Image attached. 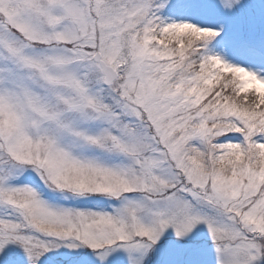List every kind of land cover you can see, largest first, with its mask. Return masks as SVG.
I'll return each instance as SVG.
<instances>
[{"label":"rangeland","instance_id":"1","mask_svg":"<svg viewBox=\"0 0 264 264\" xmlns=\"http://www.w3.org/2000/svg\"><path fill=\"white\" fill-rule=\"evenodd\" d=\"M0 264H264V0H0Z\"/></svg>","mask_w":264,"mask_h":264},{"label":"water","instance_id":"2","mask_svg":"<svg viewBox=\"0 0 264 264\" xmlns=\"http://www.w3.org/2000/svg\"><path fill=\"white\" fill-rule=\"evenodd\" d=\"M93 60L97 62L101 68V71L104 75V84L107 86L111 85L114 82V80H116L117 78V72L101 59L99 52H96L93 55Z\"/></svg>","mask_w":264,"mask_h":264}]
</instances>
